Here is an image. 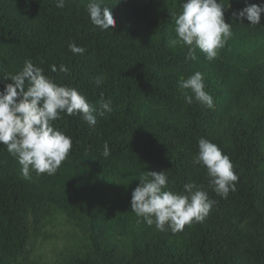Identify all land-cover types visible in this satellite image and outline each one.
<instances>
[{"label": "trees", "instance_id": "16d2710c", "mask_svg": "<svg viewBox=\"0 0 264 264\" xmlns=\"http://www.w3.org/2000/svg\"><path fill=\"white\" fill-rule=\"evenodd\" d=\"M116 2L104 0L116 23L101 31L88 0H65L62 9L55 0H0V91L30 59L55 83L113 109L95 128L61 113L53 124L72 148L54 175L25 180L0 145V264H264V13L259 25L233 17L264 0H221L233 35L211 61L198 49L186 61V48L168 46L183 0ZM70 43L86 51L73 54ZM196 71L211 109L187 104L178 89ZM200 138L233 164L238 181L227 198L194 162ZM148 171H166L178 193L202 185L215 204L177 232L138 223L131 193Z\"/></svg>", "mask_w": 264, "mask_h": 264}, {"label": "clouds", "instance_id": "9594fccd", "mask_svg": "<svg viewBox=\"0 0 264 264\" xmlns=\"http://www.w3.org/2000/svg\"><path fill=\"white\" fill-rule=\"evenodd\" d=\"M103 5L104 0H88L86 11L91 23L101 31L114 29L116 22L112 10ZM55 6L62 9L65 0H55ZM180 7L181 11L174 18L176 38L171 39L168 46L186 48V61L197 59V49L209 61L217 58L233 35L232 24L224 20L225 7L221 0L219 3L217 0H183ZM262 13L264 4H250L234 12L233 17L259 25ZM68 48L73 54L83 55L86 51L75 43H70ZM50 70L56 72L57 68L52 65ZM59 71L67 74L69 70L61 65ZM5 79L11 83L0 91V145L17 160L25 180L31 179L32 172L54 175L69 155L72 138L53 124L60 119L61 113L79 114L89 127L95 128L97 118L113 110L111 100L101 97L94 106L76 88L55 83L30 59L24 61L20 71L6 75ZM95 83L99 85L101 81L97 79ZM177 83L187 104L195 100L213 108L214 101L205 91L202 72L181 77ZM102 155L105 158L110 155L107 142ZM194 162L206 169L218 196L227 198L230 191L236 190L238 176L230 158L218 145L200 138ZM183 189L182 193L170 189L166 171L144 172L131 193L130 209L139 218L138 223L155 225L159 231H165L166 226L172 232L181 231L194 221L202 222L215 204L202 185L186 183Z\"/></svg>", "mask_w": 264, "mask_h": 264}]
</instances>
